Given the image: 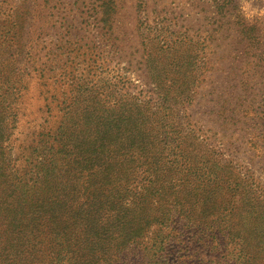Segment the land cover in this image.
I'll return each mask as SVG.
<instances>
[{
  "label": "rangeland",
  "instance_id": "1",
  "mask_svg": "<svg viewBox=\"0 0 264 264\" xmlns=\"http://www.w3.org/2000/svg\"><path fill=\"white\" fill-rule=\"evenodd\" d=\"M230 1L0 0V264H69L72 249L86 257L89 245L99 264H264V67L239 71L248 88L242 121L227 125L210 111L219 99L212 87L232 71L225 41L216 47L218 26L228 33L221 16ZM235 3L236 13L264 28V0ZM183 36L191 43L179 44ZM141 91L154 98L152 111L173 104L182 129L233 164L213 187L238 189L197 196L192 180L190 198L166 159L152 175L130 171V162L117 174V159L106 153L90 174L108 183L95 208L107 229L97 223L84 244L70 240L66 197L57 192L50 203L43 181L57 133L76 146L84 117H97L93 131L103 121L128 128L126 96ZM94 149L87 154L95 157Z\"/></svg>",
  "mask_w": 264,
  "mask_h": 264
},
{
  "label": "trees",
  "instance_id": "2",
  "mask_svg": "<svg viewBox=\"0 0 264 264\" xmlns=\"http://www.w3.org/2000/svg\"><path fill=\"white\" fill-rule=\"evenodd\" d=\"M231 6H227V11L221 16L226 21L228 33H222V25L218 26L217 33L219 41L216 47L221 48L225 41L227 54L230 55L232 71L228 79L220 84L218 89L212 90L217 93L218 102L214 101V106L210 109L212 113L224 119L227 125L237 124L242 121L241 111L244 93H248V88H244L242 74L239 72L243 65L256 62L264 67V28L256 22L245 20L234 10H239L235 0L230 1ZM258 22V21H257ZM215 34H209L203 44L209 48L214 43ZM200 41V40H199ZM197 41V43H200ZM179 44L191 43L187 36H183ZM205 54V51L203 52ZM221 61V56H220ZM209 61V60H208ZM205 62L207 65L209 62ZM261 67V68H262ZM237 72H235V71ZM126 122L130 125L128 128H119L118 126L106 127L103 116L97 120V123L103 121V128L96 127L92 130V124L97 119L84 117V129L82 131L81 144L72 146L63 142L62 137L65 134L62 130L57 133L58 145L53 146L49 159L52 161L49 174L45 175L43 181L49 178V199L50 203L58 201L55 193H62L66 199L61 202L65 205L62 213L63 222L75 229L69 232L70 240H81L87 242L92 236L91 232L100 224L101 231L107 228L101 225V217L95 213V208L100 207L103 190L108 184L104 177L101 181L97 180V174L91 173L92 166L98 168L97 162L104 161L106 153H112L114 159H117V174L123 171V164L130 162V171H141L145 175H152L162 169L164 159L168 166L176 167L180 177L179 191H185V196H196L189 192L188 188L192 180L198 183L193 190L199 191V195L215 194L218 192H235L238 185L226 187L222 185L215 188L212 181L218 172H228L229 168L235 170L233 164L227 163L221 155L210 149H204L206 145L204 140H200L195 134H191L182 129L180 122L176 119L175 107L168 102H161L157 111H152L154 98L147 96L143 91L140 93H128ZM247 97L244 99L246 100ZM116 104V102H114ZM149 111L150 115L144 117L143 112ZM161 111L166 113L162 116ZM245 116V115H244ZM152 120L156 124L155 128L147 129L144 121ZM120 121V119H117ZM176 120L177 122H175ZM264 128V115L261 119ZM122 121V120H121ZM166 130H163V125ZM155 129H158L155 131ZM254 147H259V142L251 140ZM260 141V140H259ZM264 146V138H262ZM91 147L96 150L95 157L87 154ZM128 158L127 160H122ZM53 159V160H52ZM62 164H66L64 168ZM161 164V165H160ZM171 169V168H170ZM108 172V168L101 171V176ZM189 181L190 184H186ZM44 184V183H42ZM46 188V185H44ZM264 198V196H262ZM207 201H203L205 203ZM199 201L191 202V206H197ZM185 202H181V206ZM209 210V209H208ZM55 223V222H52ZM94 234V233H93ZM117 238V236H116ZM94 243V242H92ZM87 244V243H85ZM89 245V244H88ZM94 247L90 245L85 247L84 253L88 256L78 255L80 248L72 249L71 260L69 264H99L100 259H96L93 253ZM77 253V255L75 254ZM75 254V255H74Z\"/></svg>",
  "mask_w": 264,
  "mask_h": 264
}]
</instances>
